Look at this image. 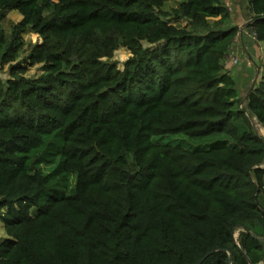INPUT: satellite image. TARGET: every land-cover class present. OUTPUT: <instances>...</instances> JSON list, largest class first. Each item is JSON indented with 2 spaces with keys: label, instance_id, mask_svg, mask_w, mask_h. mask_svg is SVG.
<instances>
[{
  "label": "trees",
  "instance_id": "1",
  "mask_svg": "<svg viewBox=\"0 0 264 264\" xmlns=\"http://www.w3.org/2000/svg\"><path fill=\"white\" fill-rule=\"evenodd\" d=\"M168 1L0 0L21 15L2 62L41 38L0 77V264L264 261V56L241 97L223 0ZM250 11L264 44V0Z\"/></svg>",
  "mask_w": 264,
  "mask_h": 264
},
{
  "label": "rangeland",
  "instance_id": "2",
  "mask_svg": "<svg viewBox=\"0 0 264 264\" xmlns=\"http://www.w3.org/2000/svg\"><path fill=\"white\" fill-rule=\"evenodd\" d=\"M180 0H170L164 6L163 10L171 12L173 8L177 7ZM226 5L230 17L229 24L238 26L239 31L237 37L234 40L231 52L226 59V69L232 72L238 79L240 96L245 97L248 90L255 83L258 75L262 72L263 56H264V44L256 39L251 29L247 26L249 19L251 18L250 0H223ZM1 24L8 35L9 40L13 37V33L19 21L21 15L16 10L0 11ZM179 25H187L186 20L177 22ZM21 55L18 59L11 62H2L0 60V77L7 79L11 76V64L17 62H25V58L29 54L31 47L37 41L41 40L40 36L31 31H27L22 35ZM148 45L147 42H144ZM1 55V52H0ZM132 55L130 50L126 47H121L115 51L112 60L118 63L120 68L124 67L125 61ZM248 68V75L245 76L246 69ZM42 64L30 65L26 71L28 77H38L42 73ZM245 76V77H244ZM245 102H243L244 104ZM257 132L264 137V123H261L256 117L252 118ZM160 138V137H159ZM163 142H182V144L189 147H196L199 145L208 144L209 140L205 138H195L185 134H168L161 137ZM44 171H50L52 166H42ZM241 228L235 231V241L239 242V235ZM239 234V235H238ZM0 236H6L5 231L0 227ZM260 264H264V261Z\"/></svg>",
  "mask_w": 264,
  "mask_h": 264
},
{
  "label": "water",
  "instance_id": "3",
  "mask_svg": "<svg viewBox=\"0 0 264 264\" xmlns=\"http://www.w3.org/2000/svg\"><path fill=\"white\" fill-rule=\"evenodd\" d=\"M239 235V234H238ZM238 243V242H237ZM241 251L245 254L244 250L241 248ZM248 261H249V264H254L250 261V259L247 257ZM232 260H233V257H232V254L230 253V257H229V261H230V264L232 263Z\"/></svg>",
  "mask_w": 264,
  "mask_h": 264
},
{
  "label": "crops",
  "instance_id": "4",
  "mask_svg": "<svg viewBox=\"0 0 264 264\" xmlns=\"http://www.w3.org/2000/svg\"><path fill=\"white\" fill-rule=\"evenodd\" d=\"M246 71H247V72H245V74H244L245 76H247V75L249 74V73H248V68L246 69ZM245 76H244V77H245Z\"/></svg>",
  "mask_w": 264,
  "mask_h": 264
},
{
  "label": "built area",
  "instance_id": "5",
  "mask_svg": "<svg viewBox=\"0 0 264 264\" xmlns=\"http://www.w3.org/2000/svg\"><path fill=\"white\" fill-rule=\"evenodd\" d=\"M255 35V33H253ZM256 36V35H255Z\"/></svg>",
  "mask_w": 264,
  "mask_h": 264
}]
</instances>
